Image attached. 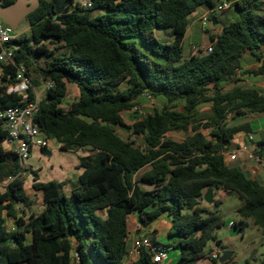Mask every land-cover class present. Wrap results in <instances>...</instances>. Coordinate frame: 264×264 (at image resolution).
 Returning <instances> with one entry per match:
<instances>
[{"label": "trees", "instance_id": "16d2710c", "mask_svg": "<svg viewBox=\"0 0 264 264\" xmlns=\"http://www.w3.org/2000/svg\"><path fill=\"white\" fill-rule=\"evenodd\" d=\"M15 1L0 0L2 6ZM91 2L86 9L77 0H40L25 17L29 36L12 42L15 64L25 65L33 86L53 83L39 101L35 125L62 151L87 155L79 157L81 174L74 182H40L31 171L32 189L43 201L36 214L24 178L17 177L18 155L2 146L8 133L0 120V182L14 178L0 191V264H125L133 214L143 225L165 214L171 218L167 237L174 243L152 241L177 250L175 264H216L220 256L210 258L207 248L214 243L226 249L216 237L225 225L218 192L242 201L231 229L240 231L251 221L264 236V184L225 162L235 136L251 132L248 123L236 120L264 115V95L236 78L247 54L260 63L248 73L264 75V0H236V16L219 33H210L213 51L191 56L182 46L190 16L204 8L209 24L217 25L213 10L225 0ZM157 30H169L170 40L157 38ZM1 67L0 110L22 105V96L8 92L16 67ZM68 85L77 87L79 98L63 106ZM146 94L161 107L127 125L123 114ZM28 101H34L32 91ZM204 105L209 109L201 112ZM117 128L130 130L141 144L123 139ZM169 132L187 136L176 141L167 138ZM257 147L264 154V143ZM211 188L216 211L200 198ZM152 258L141 248L131 264H155Z\"/></svg>", "mask_w": 264, "mask_h": 264}, {"label": "rangeland", "instance_id": "374dc122", "mask_svg": "<svg viewBox=\"0 0 264 264\" xmlns=\"http://www.w3.org/2000/svg\"><path fill=\"white\" fill-rule=\"evenodd\" d=\"M78 2H84L85 0H77ZM227 3H229V9L226 11H223L221 13H218V24H208L207 30L209 33L218 32L220 28L223 25L228 24L230 21H232L233 17L236 16V10L234 7V2L236 0H225ZM206 9L200 8L197 14L202 15ZM99 11L93 10L91 14L96 15ZM190 18H189V26H190ZM166 30H157L156 36L157 38H161L163 41H168L169 39L168 35L166 34ZM206 31H202L201 28L197 29V32L195 34V43H200L201 46H206L209 43V40L206 35ZM15 34L17 36L19 35H25L29 36L30 29L27 19H23L18 26V28L15 30ZM208 34V33H207ZM204 36V37H203ZM203 38V39H202ZM190 35L187 34V36L184 39V42L182 44L184 53H186L190 43H191ZM54 45H50V48H53ZM191 48V47H190ZM61 50H59L57 53H60ZM248 63H251L252 60L249 58H245ZM40 67H44V60L40 61ZM255 69V68H254ZM36 93L41 100L45 96V83L43 81H40V85L36 87ZM79 98V91L76 86L74 85H68V93L65 98L64 104L70 105L72 102H75ZM162 105V102L157 101L155 99L148 100L146 98H141L137 103V113H134V110L128 113L123 114V118L125 120V123L129 126H131L134 121L140 120L142 117H146L148 114H153L155 109H159ZM178 109L181 110V105L178 106ZM209 106L204 105L200 109L201 112L208 111ZM260 122H264V119L262 121H257V125L260 124ZM119 136H121L123 139L128 141L136 142L137 144H141V139L137 135H134L131 133L130 130L125 128H117L116 129ZM201 132L208 136V130L201 129ZM190 133V132H189ZM187 134L183 132H169L167 134V138L176 140V141H182L186 138ZM256 140H260L262 138V135L259 131H256ZM52 149L50 150V153L52 156L40 155L38 154H32V158L30 159L29 163L31 166L36 170L46 171L50 169L52 166H57L60 164L61 158L63 156V153H60L58 150V144L55 141H51ZM3 148L8 151L10 148L4 143ZM30 178V176H29ZM29 178L26 176L24 177L25 181V188L30 193L31 197H33L35 201V205L32 209L33 212L36 214L40 213L43 207V201H42V195L39 192H33L31 191V182L29 181ZM217 198L221 200V205L218 209V215L221 216L223 221L225 222V225L221 227L219 230L216 231V237L217 239L221 240L223 243V246L226 248L225 250H221V255L224 251H231L233 253V259L228 264H264V236L259 228L254 226L251 221H249V225L243 229V233H240L239 231H236L234 229L230 228V225L233 222H237L240 218L237 215V209L242 205V201L235 195V194H223V193H217ZM203 206L206 207L210 211H216L214 204H208L206 202L203 203ZM163 244L166 246L172 245V240L165 237L163 239ZM211 247H216V245L213 243ZM210 247L207 248V252H210ZM171 253H177V250H171ZM220 255V257H221ZM200 264H213L211 261L203 260L200 262ZM216 264H221L220 262Z\"/></svg>", "mask_w": 264, "mask_h": 264}, {"label": "built area", "instance_id": "2783aa9c", "mask_svg": "<svg viewBox=\"0 0 264 264\" xmlns=\"http://www.w3.org/2000/svg\"><path fill=\"white\" fill-rule=\"evenodd\" d=\"M80 6L88 9L91 8V0H85L80 3ZM229 3L224 2L217 6L213 11L215 13H221L229 9ZM2 5L0 2V11ZM209 13L203 15L200 20L202 27L205 30L208 27ZM17 38L15 30L6 25L0 16V72L2 71L1 64L7 66H15V77L14 82L8 87L9 93H16L22 96V105L16 107H8L0 110V120L3 122V126L8 133L7 144L10 146L9 150H14L18 155V163L20 172L17 177L24 178L27 173V160L30 156L33 148L48 149L52 148L51 140L45 138L39 127L34 123V115L37 112L39 98L36 93V88L33 86V77L28 73L27 68L23 64L16 65L14 61L13 49L11 48L12 42ZM214 41H209L206 46H192L191 52L193 55L209 54L213 51ZM53 83L50 80L45 82V90L50 89ZM29 91L34 93V101H28ZM144 98L153 100L150 95H144ZM137 107V106H136ZM134 107V111L137 108ZM249 142L253 141L251 135L248 136ZM60 147V145H58ZM239 154H243L248 160L255 161L262 164L264 167V154L258 153V148L255 146L250 148L248 145H242L237 150H234L225 155V162L231 163L238 159ZM13 177H9L5 182H0V191H4L7 185L13 180ZM233 223L230 225L232 227ZM12 229L11 231H13ZM146 248L152 255V261L155 264L162 263L167 256V252L162 247L156 246L151 237L146 234L136 236L133 239L132 250L130 256L132 260H136L139 256L140 249ZM221 255V249L211 247L209 257L212 259H218Z\"/></svg>", "mask_w": 264, "mask_h": 264}, {"label": "crops", "instance_id": "0c3cea01", "mask_svg": "<svg viewBox=\"0 0 264 264\" xmlns=\"http://www.w3.org/2000/svg\"><path fill=\"white\" fill-rule=\"evenodd\" d=\"M209 12H210L209 10H205L202 15L195 13V14L190 16V22L191 23H190V26L188 27L187 34L190 35V39L192 41H191V43H190V45H189V47L185 53L186 56L193 55L191 52L192 46H195V45L201 46L200 43L199 44L195 43V41H194V39L196 38L195 34L197 32V29H199V28H201L202 31H206V32L208 31L207 29L206 30L203 29L200 18ZM20 23H19V25H20ZM166 31H167L166 34L170 38L169 30H166ZM219 31L214 32V33L217 34V33H219ZM207 33H206V35H207V38L209 40L210 33L209 32H207ZM187 34H186V36H187ZM167 40L169 41L170 39H167ZM202 46H204V45H202ZM261 53L264 57V49L261 50ZM249 57H250V60H252L251 63H248L247 60L245 59V58H249ZM259 66H260V63L257 62L254 57H252L249 54L245 55L244 60L241 64V69L237 72L236 78L240 80L239 85L244 86V87L254 88L260 94L264 95V75L254 76V75L248 73L252 70H256ZM44 92L46 93V90H44ZM63 106H67V105H65L63 103ZM262 119H264V115H248L244 118L237 119L236 120L237 124L248 123L249 127L251 129V132L250 133H240V134L236 135L233 142H232L231 149L228 153H230L234 150H237L238 148H240L242 145H245V144L248 145L250 148H253L255 146L257 147L258 143H264V122L263 123L260 122V124L257 125V121H262ZM256 131H259L262 135V138L259 141L256 140V138H255ZM249 135H251L253 137L252 142H249V140H248ZM4 143L8 147H10L6 141ZM4 143H2V146ZM58 150L60 151V153H63L60 164L57 166H53V167L51 166L50 169H48L46 171H41L40 169L36 170L29 163L30 159L32 158V154L35 153V154H38V156H40L42 154L45 155V153H43L41 151V149H38V148H33L31 150L30 156H29L27 163H26L28 172L25 175L27 178H29V176H30L29 181L31 182V191L35 192L32 189V184H33L34 180H33V175L31 174V171H36L38 173V178H39L40 182H49V181H56V182H70V181H72V182H74V181L78 180V177L81 174V170H77V165L79 163V157L87 155V152H84L82 150H80L78 152H65V151H62L59 146H58ZM46 154L48 156H52V154L50 152L46 153ZM227 164L237 165L248 177H250L253 180H257L260 183L264 184V167L262 164H259L255 161H252V160H248L243 154H239V157L236 161L231 162V163H227ZM24 188H25V186H24ZM25 190L27 191V194L29 196H31L26 188H25ZM65 192L66 193L70 192V188L68 186L65 188ZM42 209H43V207H42ZM6 224H7L8 230L11 231L12 229H15L12 220L7 219ZM170 226H171V218L166 214L162 215L157 221H155L149 225L141 224L138 220V217L135 214L130 215L128 218V234H129L128 240H129V246L130 247H129V254L125 260V264H131L133 262L132 257L130 256V251L132 250L133 239L136 236L146 234L149 237H151V239H155L158 243H160L162 245L163 239L165 237H167V231L170 228ZM170 240H172V244H173L174 240L173 239H170ZM171 250H175V249L168 248L166 251L167 252L166 259L162 263H159V264H175L176 263V261L179 258V253H178V251H177V253H171Z\"/></svg>", "mask_w": 264, "mask_h": 264}, {"label": "water", "instance_id": "95a60500", "mask_svg": "<svg viewBox=\"0 0 264 264\" xmlns=\"http://www.w3.org/2000/svg\"><path fill=\"white\" fill-rule=\"evenodd\" d=\"M40 5V0H16L14 3L8 6H2L0 11V16L3 22L16 30L19 23L30 13L34 12ZM17 49V46H14ZM200 198L208 204H214V189H208ZM217 210V206H215ZM243 233V229L239 231ZM233 253L231 251H224L219 258L220 263L228 261L232 257Z\"/></svg>", "mask_w": 264, "mask_h": 264}]
</instances>
